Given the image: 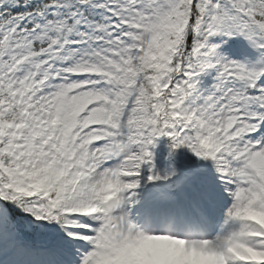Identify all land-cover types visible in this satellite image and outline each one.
<instances>
[{"label":"snow or ice","instance_id":"1","mask_svg":"<svg viewBox=\"0 0 264 264\" xmlns=\"http://www.w3.org/2000/svg\"><path fill=\"white\" fill-rule=\"evenodd\" d=\"M162 138L218 174L223 222L198 226L201 242L223 264H264V224L241 215L264 211V0H0V225L16 210L58 225L78 264H100L137 228L144 171L170 178Z\"/></svg>","mask_w":264,"mask_h":264},{"label":"clouds","instance_id":"2","mask_svg":"<svg viewBox=\"0 0 264 264\" xmlns=\"http://www.w3.org/2000/svg\"><path fill=\"white\" fill-rule=\"evenodd\" d=\"M38 178L43 180L56 177L41 173ZM116 195L118 192L114 185L103 187L99 192V197L103 200H110ZM241 215L264 224V211L249 209ZM131 223L137 225L136 230L122 231L116 238L118 243L103 250L100 264H223V256L211 245L201 242L206 239V235L197 225H191L183 231L187 243H176L156 238V229L152 227L151 222L144 226L132 220ZM161 230L168 235H174L175 222L163 224ZM218 246L226 248V243L220 241ZM236 250L244 251L239 248Z\"/></svg>","mask_w":264,"mask_h":264},{"label":"rangeland","instance_id":"3","mask_svg":"<svg viewBox=\"0 0 264 264\" xmlns=\"http://www.w3.org/2000/svg\"><path fill=\"white\" fill-rule=\"evenodd\" d=\"M243 42H238V46L234 53L233 58H236L240 53L239 49L242 47ZM225 51L226 48H225ZM228 52V51H227ZM204 87H207L204 85ZM155 163V162H154ZM211 161L199 170L187 168L183 171L185 177H192V182L198 184V191L195 192L189 200L179 199L178 194H164L156 182H149L147 177L150 174L147 170L143 173V180L141 184L147 183L150 190L149 196L139 206L145 210H149L151 216V224L154 226L163 225L169 221H174L177 227L187 228L191 225H197L201 228H210L211 231L216 226L223 222V213L225 210V194L224 200L220 201L216 196L217 189L221 188V183L218 179V174L215 167L211 169ZM157 173V168L155 165ZM200 176L208 181L207 188L203 189L198 181ZM201 186V188H200ZM218 213V219L214 218L213 214ZM0 264H40L36 259L29 255L27 257L21 256V251L17 256L3 257L0 254ZM43 264H78L77 248L71 241L70 244L50 262Z\"/></svg>","mask_w":264,"mask_h":264},{"label":"trees","instance_id":"4","mask_svg":"<svg viewBox=\"0 0 264 264\" xmlns=\"http://www.w3.org/2000/svg\"><path fill=\"white\" fill-rule=\"evenodd\" d=\"M228 49L235 47V41L231 42ZM207 82L205 79L204 83ZM210 87L211 83H206ZM156 152L158 154V174L161 177H170L157 183L166 191H176L183 182V169L189 166L202 165L204 161L199 160L191 151L178 149L173 151L171 142L167 138H162L157 142ZM172 173H175L172 175ZM13 222L0 225V248L5 252H11L17 247L24 246L27 252H35L39 260L43 261L52 256L55 251L64 244L66 235L58 225H48L40 228L38 225H29L23 218V214L16 210L12 214ZM45 244H49L51 249L46 250Z\"/></svg>","mask_w":264,"mask_h":264},{"label":"bare ground","instance_id":"5","mask_svg":"<svg viewBox=\"0 0 264 264\" xmlns=\"http://www.w3.org/2000/svg\"><path fill=\"white\" fill-rule=\"evenodd\" d=\"M214 168L213 163L211 164V169ZM202 186L203 189L207 188L208 181L200 176L198 180ZM137 203L134 207H131L129 209L130 212V218L135 223L139 224L140 226H144L146 223L150 222L151 216L149 210H145L143 207L139 206V203L142 205L143 201L146 200V198L149 196L150 190L147 186V183L141 184V187L137 190ZM224 190L223 188L217 189L216 196L219 198L220 201L224 200ZM139 202V203H138ZM214 218L218 219V213L213 214ZM204 226V225H202ZM201 226V227H202ZM205 229V228H204ZM206 230L211 231L210 228H207Z\"/></svg>","mask_w":264,"mask_h":264}]
</instances>
